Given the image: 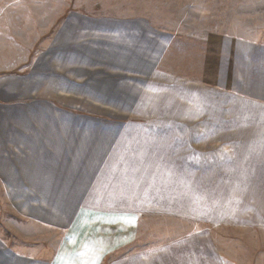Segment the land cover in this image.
<instances>
[{
  "label": "rangeland",
  "instance_id": "obj_1",
  "mask_svg": "<svg viewBox=\"0 0 264 264\" xmlns=\"http://www.w3.org/2000/svg\"><path fill=\"white\" fill-rule=\"evenodd\" d=\"M32 125L64 260L264 264V0H0V146Z\"/></svg>",
  "mask_w": 264,
  "mask_h": 264
},
{
  "label": "crops",
  "instance_id": "obj_2",
  "mask_svg": "<svg viewBox=\"0 0 264 264\" xmlns=\"http://www.w3.org/2000/svg\"><path fill=\"white\" fill-rule=\"evenodd\" d=\"M70 118L73 119V117ZM74 118L77 120L76 117ZM76 122L79 123L78 120ZM87 124H89L87 121H82L83 126L79 127L88 130ZM93 125L106 131L112 126L101 121H93ZM121 125L124 126L123 123ZM14 127V137L9 138L10 141L2 144V147L0 146V198L5 197L9 202V205L5 206L7 209L0 205V264H86L79 254L75 255L73 261L63 259V255L66 254H63L65 247L60 237L61 218L59 220L56 216L52 219L46 218L45 200L67 196L78 197L81 194L75 179L63 176L62 173L54 179L52 175L48 177L46 173L47 166L58 171L55 166L60 165L61 158L59 154V158L55 157L57 156L55 151L60 149L56 147H60L61 143L49 147L48 150H52L53 153L47 152L45 137L42 133L44 139L40 138L39 127L35 125L25 126V128ZM68 157L69 154L65 153V158ZM254 164L256 168L252 167L249 170L251 175L255 174L258 181H263L264 164L258 160ZM53 169L47 171H53ZM261 192L264 197V185ZM17 197L35 199L37 204L33 202L31 205L20 206L17 204L19 202ZM39 199L44 200L41 202ZM258 203L262 208L264 207V203L261 201ZM53 204L54 202L50 200L48 212L61 213ZM92 212L108 211L95 209ZM37 229L42 231L43 239H39V236L37 239L33 237ZM47 231L54 233L50 240L46 238ZM65 245L69 246L67 243ZM177 253L180 254V252ZM171 259L174 260V258ZM195 259L200 262L198 257ZM153 264H158V260Z\"/></svg>",
  "mask_w": 264,
  "mask_h": 264
}]
</instances>
